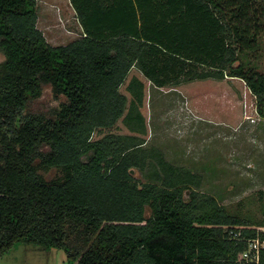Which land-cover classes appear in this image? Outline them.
<instances>
[{
  "label": "trees",
  "instance_id": "trees-1",
  "mask_svg": "<svg viewBox=\"0 0 264 264\" xmlns=\"http://www.w3.org/2000/svg\"><path fill=\"white\" fill-rule=\"evenodd\" d=\"M70 1L83 37L55 47L37 0H0V255L23 243L62 249L67 264H240L248 240L264 241V190L263 221L233 214L203 176L146 148L137 105L150 81L192 84L195 106L239 80L264 115V72L241 59L264 38V0ZM43 85L67 97L54 118L26 113ZM39 167L63 177L48 183Z\"/></svg>",
  "mask_w": 264,
  "mask_h": 264
},
{
  "label": "rangeland",
  "instance_id": "rangeland-1",
  "mask_svg": "<svg viewBox=\"0 0 264 264\" xmlns=\"http://www.w3.org/2000/svg\"><path fill=\"white\" fill-rule=\"evenodd\" d=\"M37 13V28L52 46H65L83 37L70 0H37ZM241 59L264 72V38L260 37L258 52H246ZM3 61L0 54V63ZM192 68L199 73L205 69ZM139 77L132 72L125 90L132 79ZM239 82L231 83L229 95L198 93L195 106L186 91L192 84L158 87L150 81L144 94L139 84L142 102L137 105L141 115L137 135L146 139V148H159L171 164L203 176L201 191L215 197L233 214L263 221L259 200L264 190V115L256 103L248 101L245 85ZM224 87L222 82L218 88L223 91ZM67 101L64 95L56 97L50 85H43L41 97L30 101L26 113L54 118ZM48 151L49 146L39 148L36 163L40 154ZM38 172L48 183L63 177L59 168L39 167ZM133 175L141 184L149 182L146 171L136 168ZM0 264H67V256L62 249L22 243L0 255Z\"/></svg>",
  "mask_w": 264,
  "mask_h": 264
},
{
  "label": "built area",
  "instance_id": "built-area-1",
  "mask_svg": "<svg viewBox=\"0 0 264 264\" xmlns=\"http://www.w3.org/2000/svg\"><path fill=\"white\" fill-rule=\"evenodd\" d=\"M258 231L264 232V226L258 227ZM241 233L235 234V238L240 237ZM249 248L243 254V258L240 264H259L260 262V251L264 248V241L259 238L248 240Z\"/></svg>",
  "mask_w": 264,
  "mask_h": 264
}]
</instances>
